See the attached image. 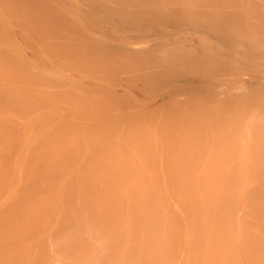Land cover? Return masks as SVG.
Wrapping results in <instances>:
<instances>
[{
  "label": "bare ground",
  "instance_id": "obj_1",
  "mask_svg": "<svg viewBox=\"0 0 264 264\" xmlns=\"http://www.w3.org/2000/svg\"><path fill=\"white\" fill-rule=\"evenodd\" d=\"M256 59L264 0H0V264H264V86L204 85Z\"/></svg>",
  "mask_w": 264,
  "mask_h": 264
},
{
  "label": "rangeland",
  "instance_id": "obj_2",
  "mask_svg": "<svg viewBox=\"0 0 264 264\" xmlns=\"http://www.w3.org/2000/svg\"><path fill=\"white\" fill-rule=\"evenodd\" d=\"M185 25L187 26V24H185L183 21L181 22V21H179V23L177 22L176 24H174L173 26L171 25V26H168V25H166V26H164V27H162L161 29H155V30H150L149 32H144V33H133V32H125L123 35L125 36V37H128L127 39H125L128 43H129V45H131L130 47L132 48V49H137L138 47L137 46H139V45H141V47H142V45H146V47H148L149 45V47L148 48H153L154 47V49H155V47H157L156 48V50L157 49H159V47H161V38H162V35L160 36L159 35V31H163L165 34H166V38L168 39V40H170V41H172L174 38H175V31L174 30H179L180 31V36H182V37H184V36H186V40L188 41V42H191L190 44H191V46L194 48V49H199L200 47L198 46V45H195V44H198V42L197 43H195L194 41L195 40H197L198 41V38L200 37V36H205L206 34H205V32L204 31H200V30H196V32H194V34L195 33H197V34H192V35H190V34H188L190 31H189V27L187 26L186 28H185ZM177 26H179L178 28H177ZM171 27V28H170ZM204 32V33H203ZM96 33L97 34H100V33H104L105 35H107V36H109V37H111L112 36V34H113V26H112V24H110V23H106L105 25H104V27H103V30H101V29H97V31H96ZM154 33V34H153ZM200 35H199V34ZM171 35V36H170ZM131 36V37H130ZM144 36V37H143ZM188 36V37H187ZM143 37V38H142ZM189 37H192L191 39H193V41L192 40H189L190 38ZM138 38V39H137ZM150 40V41H149ZM146 41V42H145ZM151 41H152V43H151ZM155 41V42H154ZM148 42V44H146ZM157 42H159V44H157ZM140 43V44H139ZM155 43V44H154ZM193 44V45H192ZM195 45V46H194ZM198 47V48H197ZM131 48H129V49H131ZM228 54V56H229V54H231L228 50H227V53H225V56ZM233 57H238V58H242V60L245 58V56H243L244 54H231ZM228 56H226V57H228ZM232 56H230V58H232ZM259 59H260V57H259ZM263 59V57L261 58V60ZM257 60V59H256ZM256 60H254V61H250V62H247L246 64H248V65H251V64H253L254 62H256L257 63V65L254 63L253 65L254 66H248L247 65V68H246V64L245 63H243L244 65H242V64H238V65H240V66H242L243 67V69H241V68H238V66H235V68L233 67V70H230V72L228 71V73H229V75H232V74H236V76L238 77V80L236 81V79H237V77H231L232 79L230 80L228 77H226V76H224V78L222 77L221 78V76H218L217 77V79H214L215 81H213L212 83L211 82H202V84H204L205 85V87L206 86H211V85H213L214 86V92H215V89L216 90H218V91H216V93H215V95L218 93V95L220 96V94H221V97H222V95H224L223 97H225V98H227L228 99V93H229V96L231 95V96H233L232 95V93H231V91L232 92H238L239 91V93H240V95L243 93V92H249V91H252V90H255V89H257L258 87H263L264 86V62L263 61H261V63H260V61H256ZM253 62V63H252ZM216 66V65H215ZM239 66V67H240ZM261 67V69L259 68V67ZM218 67V66H217ZM250 67V68H249ZM252 67V68H251ZM263 67V68H262ZM214 68V67H213ZM237 68H238V70H240V71H242V74H240V72L238 73V71L237 72H235L236 70H237ZM244 68H246V70L244 69ZM247 69H251V71L254 73V71H256V73L258 72H261V75H259V74H252L251 73V71H247ZM253 69V70H252ZM235 70V71H234ZM232 71V72H231ZM233 71H234V73H233ZM247 72V73H246ZM230 73H232V74H230ZM238 73V74H237ZM223 75H225V74H222V76ZM189 75H187V76H185V77H187V78H185V79H183V80H178V81H171L170 80V82L169 81H167L166 83V85L165 86H157V85H154V87H153V92H152V96L150 95V98L148 99V98H145V94L144 95H142L141 94V91H139L138 89H137V87L140 85V84H138V85H136L137 87H135V86H133V87H129V86H126L127 84V82H126V79H124L123 78V80L121 79L120 81H122L120 84L122 85V83H123V85H125V86H119V85H117V84H119V82L117 83V82H115L113 85H112V88H113V90L115 91V92H117L119 95H120V93L122 92V91H126V90H129V88L132 90V92L129 90V92L131 93V95H132V97L134 98V99H137V101L139 102V108L141 109L142 107V110H144V109H146V110H154V108H158L159 106H161V104H163L164 103V101L165 100H167V99H165V98H170V97H173V96H176V97H180V99H182V98H184L185 97V91H186V89H188V88H190L191 86H194V88L197 86V89H198V87H199V89H200V87H201V90H200V92H201V94H205V91H206V89H204L203 88V85H201L200 86V84L198 85V82H200V79H198V80H194V79H192V78H196V77H192L191 78V76H190V78L188 77ZM228 76V75H227ZM247 78H246V77ZM250 76V77H249ZM241 77H243L242 79H241ZM244 77H245V79H244ZM225 78H226V80L228 81V79H229V83L226 81L225 83H223L224 81L223 80H225ZM221 79H223L222 81H221ZM263 79V81H261ZM191 80L193 81V85H192V82H191ZM202 80V79H201ZM126 83H125V82ZM198 81V82H197ZM202 81H204V80H202ZM261 81V82H260ZM88 82V81H87ZM89 82H90V80H89ZM88 82V83H89ZM92 82V81H91ZM195 83V84H194ZM228 83V84H227ZM241 83V86L242 87H244V88H242V87H240V84ZM89 84H91V83H89ZM197 84V85H196ZM233 84V85H232ZM243 84V85H242ZM244 84H245V86H244ZM254 84V85H253ZM191 85V86H190ZM196 85V86H195ZM247 85H248V87H247ZM114 86V87H113ZM190 86V87H189ZM223 86H225V87H223ZM236 86V87H235ZM115 87H118V88H115ZM188 87V88H187ZM231 87V88H230ZM240 87V88H239ZM193 88V87H192ZM222 88H224V89H222ZM237 88H238V90H237ZM198 89V90H199ZM235 89H236V91H235ZM118 90V91H117ZM220 90H221V93L219 94V92H220ZM224 90H226V91H224ZM234 90V91H233ZM223 91V92H222ZM226 92H228V93H226ZM116 93V94H117ZM239 93H237V94H239ZM234 95H235V93H233ZM236 94V95H237ZM218 95L216 96L217 98H219V100L221 99V97H218ZM147 97V96H146ZM222 97V98H223ZM235 97V96H234ZM168 98V99H169ZM231 98H233V97H231ZM223 100V99H222ZM162 102V103H161ZM130 105V104H129ZM141 106V107H140ZM125 108H128V109H131L130 108V106L128 107V106H126ZM128 109H126V110H128Z\"/></svg>",
  "mask_w": 264,
  "mask_h": 264
}]
</instances>
